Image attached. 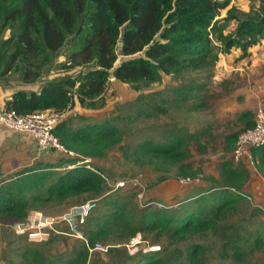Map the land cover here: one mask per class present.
Segmentation results:
<instances>
[{
    "label": "trees",
    "instance_id": "trees-1",
    "mask_svg": "<svg viewBox=\"0 0 264 264\" xmlns=\"http://www.w3.org/2000/svg\"><path fill=\"white\" fill-rule=\"evenodd\" d=\"M232 2L0 0V30L10 31L9 37L0 43L1 78L16 72L22 75L24 83L34 84L53 66L61 71L86 69L75 77L46 82L40 93L15 92L6 102V111L23 116L46 110L65 113L75 103L86 109H104L105 95L113 78L141 93L154 84H161L165 76L181 79L186 74L211 69L219 62L220 55H231L235 49L240 51L237 62L246 60L251 56L249 50L264 38V15L238 10ZM232 22L236 23V29L228 35L225 31ZM60 56H66V61L56 65ZM119 57L123 60L118 64ZM212 76L210 72L208 78ZM171 91L176 98L173 101L165 98L164 104L187 105L192 111L206 106V83L182 84ZM146 99L147 96L140 95L137 102ZM158 113L165 114L167 109L158 108ZM140 114L149 115L143 110ZM254 117L250 111L242 113L239 121L244 128L226 138L232 161L222 162L221 179L213 180L214 185L200 195L179 202L178 209L167 212L140 209L141 222L134 225L121 206L113 203L114 212L100 216L95 223L85 219L80 225L83 243L69 257L53 260L35 251L24 257L31 264H87L89 251L85 241L94 246L115 232L126 235L128 240L141 234L144 241L148 235H154L156 239L168 236L170 241L178 243L219 231V221L250 197L242 190L252 174L245 167L234 165L233 151L239 135L254 126ZM55 134L77 156L62 157L56 165L24 171L0 187V224L26 221L31 212L47 204L69 200L85 203L104 195L107 190L104 169L81 163L84 159H105L112 150L121 147L124 140L121 129L111 121L75 129L65 120L57 125ZM199 134L205 135V132ZM199 134L190 138L173 136L164 144L148 141L139 144L133 156L144 163L184 162L182 157L188 156L189 140L196 138L202 147V137L197 138ZM181 147L186 149L181 151ZM251 157L258 169H264V145L253 148ZM190 169L191 165H182L179 176L195 179L194 174L187 172ZM223 239L234 260L244 261L245 241L236 230L232 235L225 234ZM255 246L264 247L261 235L256 238ZM129 260L133 264H205V254L200 245H192L185 256L178 250L169 253L164 249L141 253Z\"/></svg>",
    "mask_w": 264,
    "mask_h": 264
},
{
    "label": "rangeland",
    "instance_id": "rangeland-1",
    "mask_svg": "<svg viewBox=\"0 0 264 264\" xmlns=\"http://www.w3.org/2000/svg\"><path fill=\"white\" fill-rule=\"evenodd\" d=\"M232 4L238 10L264 15V2L260 0H233ZM225 15L226 12H223V16ZM235 29L236 23L232 22L225 33L234 34ZM9 35L10 31L0 30V43ZM249 52L251 56L248 59L237 62L240 51L235 49L231 55H220L219 62L211 69L186 74L181 79L165 76L161 84H154L132 96L130 93L133 89L129 85L125 84L127 93L124 95L120 90L114 89L110 81L104 109L89 110L73 104L69 108V116L72 117L75 127L86 125V118L81 115L83 114L88 115L92 124L111 121L123 133L121 147L112 150L105 159L84 163L104 169L107 190L102 197L85 203L74 200L56 202L33 212H41L49 218L62 219L74 207L97 201L96 207L86 217V221L92 219V223H95L100 216L114 212L113 203H116L127 213L131 223L138 225L141 222L140 209L173 211L179 208V202L210 189L214 185L213 180L221 179L222 162L232 161V152L227 150L230 148L226 138L240 133L244 128L243 123L239 121L241 114L250 111L255 115L260 108L264 109V38ZM122 60L123 58L119 57L117 63ZM65 61L66 56H60L56 65L64 64ZM85 70L68 68L61 71L58 66H53L51 71L54 73L45 72L43 77L49 75L53 77L52 80L75 77ZM210 72L213 76L208 78ZM11 74L13 78H22L20 73ZM3 79L0 76V91L5 88V83H8ZM191 82L207 84L204 108L192 111L187 105L179 107L170 103L164 104L163 99L173 101L176 98L172 89L179 88L182 84L190 85ZM140 95L147 96V99L138 103L137 97ZM158 108L167 109V113L160 115ZM142 110L147 111L149 115H141ZM67 111L68 109L65 113H58L64 117ZM202 132H205V135L199 134ZM196 134H199L197 138L202 137V147L196 138L189 140L188 156L182 157L184 162L168 165L153 160L152 163H144L133 156L139 144L148 141L164 144L173 136L190 138ZM185 149L186 147H181V151ZM182 165H191L187 172L194 174L195 179L179 176ZM234 165L238 168L243 166L252 174L242 190L252 200L247 199L244 204L220 220L219 231L196 235L178 243L170 241L168 236L156 239L154 235H148L144 241L145 238L141 234L128 240L126 235L115 232L105 242H99L108 250L89 253L87 264H133L134 261L129 260V257L164 249L169 253L178 250L185 256L188 247L192 245H200L204 249L205 264H264V247L261 249L255 246L259 235L264 238V169H258L252 158ZM9 183L6 182L0 187ZM258 209L261 212H257ZM77 223L79 227L74 231L65 221L59 220L48 242L40 245L32 243L25 236L17 235L13 222L0 224V264H31L24 255L33 251L53 260L69 257L72 252L79 250L83 243L78 236V232L82 234L78 218ZM222 227L224 229H220ZM234 230L245 241L243 252L246 256L241 262H236L231 251L224 246V235H232ZM111 248L113 252L110 251Z\"/></svg>",
    "mask_w": 264,
    "mask_h": 264
},
{
    "label": "built area",
    "instance_id": "built-area-1",
    "mask_svg": "<svg viewBox=\"0 0 264 264\" xmlns=\"http://www.w3.org/2000/svg\"><path fill=\"white\" fill-rule=\"evenodd\" d=\"M63 115L53 110L41 111L28 116L19 115L14 111L0 112V125L13 132H19L33 138L41 149H50L60 153L63 156H77L69 151L55 134L57 125L60 123ZM255 124L252 128L243 131L235 144L233 151V160L236 164L251 159V150L264 145V109L260 108L254 117ZM86 160L81 164L90 162ZM69 167V168H73ZM3 181H0V186ZM250 201L251 198H248ZM97 201H90L86 204L74 207L69 213L65 214L62 219L45 217L41 212H31L26 221L15 222L14 229L17 235L25 236L35 244L48 242L51 232L55 231L54 226L63 220L74 231L79 224H84L86 217L96 207ZM79 238L84 240L81 233L78 232ZM86 242L90 254L105 249L100 243L91 246Z\"/></svg>",
    "mask_w": 264,
    "mask_h": 264
},
{
    "label": "crops",
    "instance_id": "crops-1",
    "mask_svg": "<svg viewBox=\"0 0 264 264\" xmlns=\"http://www.w3.org/2000/svg\"><path fill=\"white\" fill-rule=\"evenodd\" d=\"M239 62V61H238ZM51 73H54L51 71ZM12 74L5 77L3 80L8 81L5 83V88L0 91V112L6 110V102L12 99V96L17 91H26L28 93H40L45 83L53 79L52 76H44L42 80L34 84H27L21 78H13ZM0 82H2L0 80ZM90 110V109H89ZM70 110L64 115L62 121L68 120L75 129L72 122ZM86 119L84 124H92L88 120V115H83ZM88 123V124H87ZM70 158L63 156L60 153L50 150L41 149L36 141L26 134L13 132L4 126L0 125V181L10 182L15 180V176L20 173L35 169L37 166L42 165H56L59 163L60 158ZM92 161V160H91ZM97 161V160H96Z\"/></svg>",
    "mask_w": 264,
    "mask_h": 264
},
{
    "label": "water",
    "instance_id": "water-1",
    "mask_svg": "<svg viewBox=\"0 0 264 264\" xmlns=\"http://www.w3.org/2000/svg\"><path fill=\"white\" fill-rule=\"evenodd\" d=\"M111 86L114 89H118L120 90L124 95L127 93V89L125 87V84L120 81L119 79L113 78L111 80ZM137 91L135 89H133V91L130 93V96H132L133 94H135Z\"/></svg>",
    "mask_w": 264,
    "mask_h": 264
}]
</instances>
